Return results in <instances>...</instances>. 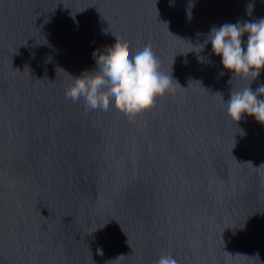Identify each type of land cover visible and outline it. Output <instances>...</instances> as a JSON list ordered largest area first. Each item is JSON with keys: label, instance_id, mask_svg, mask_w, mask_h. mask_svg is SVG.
I'll use <instances>...</instances> for the list:
<instances>
[{"label": "water", "instance_id": "obj_1", "mask_svg": "<svg viewBox=\"0 0 264 264\" xmlns=\"http://www.w3.org/2000/svg\"><path fill=\"white\" fill-rule=\"evenodd\" d=\"M261 18L264 0H0V264H264V124L228 116L249 81L197 46ZM116 36L181 86L133 122L65 98Z\"/></svg>", "mask_w": 264, "mask_h": 264}, {"label": "clouds", "instance_id": "obj_2", "mask_svg": "<svg viewBox=\"0 0 264 264\" xmlns=\"http://www.w3.org/2000/svg\"><path fill=\"white\" fill-rule=\"evenodd\" d=\"M252 7L248 6V15ZM245 34L246 43L242 39ZM209 42L225 69L249 81L246 87L232 91L230 99L224 101L228 116L239 122L247 114L264 124V99L260 98L264 96V84L255 91L250 87L264 70V18L213 27L204 44L197 45L200 51ZM93 56L98 68L73 77L65 90L66 99L72 102L83 99L86 110L106 112L112 106L133 122L138 115L155 107L157 97L174 92L178 84L171 75L160 70V61L150 44L132 55L127 40L116 36L114 44L104 51L94 50ZM155 264H178V261L171 254H161Z\"/></svg>", "mask_w": 264, "mask_h": 264}]
</instances>
